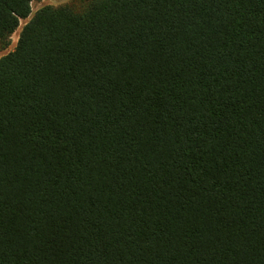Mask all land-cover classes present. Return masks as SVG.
I'll return each instance as SVG.
<instances>
[{"label": "trees", "instance_id": "obj_1", "mask_svg": "<svg viewBox=\"0 0 264 264\" xmlns=\"http://www.w3.org/2000/svg\"><path fill=\"white\" fill-rule=\"evenodd\" d=\"M0 264H264V0L40 8L0 58Z\"/></svg>", "mask_w": 264, "mask_h": 264}, {"label": "rangeland", "instance_id": "obj_2", "mask_svg": "<svg viewBox=\"0 0 264 264\" xmlns=\"http://www.w3.org/2000/svg\"><path fill=\"white\" fill-rule=\"evenodd\" d=\"M83 1H85V0H41L39 2H37V1L33 2L32 3V14H31V16L25 20H21L19 29L16 31V33L12 37L11 46L7 50L0 52V58L2 56L6 55L7 53H9L10 51H12L16 47L21 30L29 22L31 17L40 8L47 6V5L59 6V5L70 4V3L75 4L76 6H81Z\"/></svg>", "mask_w": 264, "mask_h": 264}]
</instances>
